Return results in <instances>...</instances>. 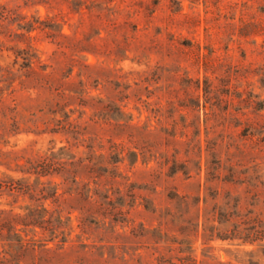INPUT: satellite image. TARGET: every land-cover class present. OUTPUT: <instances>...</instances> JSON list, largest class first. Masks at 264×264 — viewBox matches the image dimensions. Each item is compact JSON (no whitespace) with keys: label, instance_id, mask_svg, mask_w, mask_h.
Instances as JSON below:
<instances>
[{"label":"rangeland","instance_id":"374dc122","mask_svg":"<svg viewBox=\"0 0 264 264\" xmlns=\"http://www.w3.org/2000/svg\"><path fill=\"white\" fill-rule=\"evenodd\" d=\"M11 179L21 264H264V0H0Z\"/></svg>","mask_w":264,"mask_h":264},{"label":"trees","instance_id":"16d2710c","mask_svg":"<svg viewBox=\"0 0 264 264\" xmlns=\"http://www.w3.org/2000/svg\"><path fill=\"white\" fill-rule=\"evenodd\" d=\"M7 154H11V153H7ZM19 158L14 157L11 158V160H7L9 162H13L14 165L19 166L21 165L18 161ZM71 162V161H69ZM27 163V167L23 170L21 169L23 172L28 173V174H34L35 178L38 180L41 176L46 175L48 173H52L57 172V169H60L61 167H63V163L61 161H57L53 159V156H45V157H40L37 159H31L28 158L26 160ZM59 171V170H58ZM64 179H67V177H64ZM72 182H75L76 180V176L75 174L72 175V177L69 179ZM43 182V181H41ZM20 182L18 181H13V179L9 180L7 183H2L0 182V187H2L3 185H5V187H8L9 189H13V188H22V185H19ZM30 186L26 187L25 189H29ZM56 192V189L54 190V193ZM8 230V234H7V239H8V246L10 248H1L0 249V264H21L20 259L18 258V256H14L13 255V250L15 246H17L18 248H24L25 244L27 243L25 238L22 237L16 230L12 231L11 226L7 227ZM9 235H11V237H9ZM4 245V244H3Z\"/></svg>","mask_w":264,"mask_h":264}]
</instances>
